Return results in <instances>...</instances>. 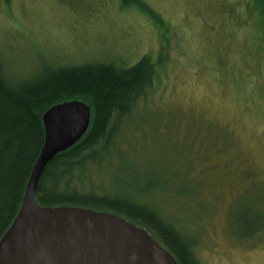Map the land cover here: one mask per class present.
I'll return each mask as SVG.
<instances>
[{"label": "rangeland", "instance_id": "rangeland-1", "mask_svg": "<svg viewBox=\"0 0 264 264\" xmlns=\"http://www.w3.org/2000/svg\"><path fill=\"white\" fill-rule=\"evenodd\" d=\"M145 55L156 78L89 165L90 181L152 203L203 264H264V16L254 0H0L10 79ZM250 224L255 239L237 240Z\"/></svg>", "mask_w": 264, "mask_h": 264}, {"label": "trees", "instance_id": "trees-1", "mask_svg": "<svg viewBox=\"0 0 264 264\" xmlns=\"http://www.w3.org/2000/svg\"><path fill=\"white\" fill-rule=\"evenodd\" d=\"M254 2L264 16V0ZM121 4L127 7L136 0H121ZM154 67L150 55H145L129 67L105 62L61 65L48 67L32 78L14 80L6 76L0 64V240L21 207L43 146L44 112L54 105L78 100L91 109L89 127L80 140L47 165L36 189L37 203L118 215L147 231L178 264H203L189 236L152 203L110 192L93 184L88 176L89 165L100 163L102 155L115 146L124 115L153 84ZM247 227L237 240L255 239L254 226Z\"/></svg>", "mask_w": 264, "mask_h": 264}, {"label": "water", "instance_id": "water-1", "mask_svg": "<svg viewBox=\"0 0 264 264\" xmlns=\"http://www.w3.org/2000/svg\"><path fill=\"white\" fill-rule=\"evenodd\" d=\"M90 119V107L78 100L44 112V143L21 207L0 240V264H178L147 231L118 215L37 203L36 189L45 168L82 138Z\"/></svg>", "mask_w": 264, "mask_h": 264}]
</instances>
